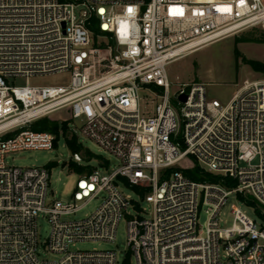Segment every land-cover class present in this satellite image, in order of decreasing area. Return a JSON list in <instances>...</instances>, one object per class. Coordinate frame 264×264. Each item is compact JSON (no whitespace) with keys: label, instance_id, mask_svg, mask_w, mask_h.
<instances>
[{"label":"built area","instance_id":"1","mask_svg":"<svg viewBox=\"0 0 264 264\" xmlns=\"http://www.w3.org/2000/svg\"><path fill=\"white\" fill-rule=\"evenodd\" d=\"M252 27L264 29V0H0V264H124L115 249L70 248L113 242L121 219L134 264H264V225L235 205L232 224L219 223L230 194L264 206V78L244 79L222 102L203 82L173 86L166 71ZM62 72V86L14 83ZM60 110L118 165L77 173L69 199L47 201L48 164L6 156L52 149L55 134L30 126ZM184 160L218 181L189 178ZM70 161L87 164L78 153Z\"/></svg>","mask_w":264,"mask_h":264},{"label":"rangeland","instance_id":"2","mask_svg":"<svg viewBox=\"0 0 264 264\" xmlns=\"http://www.w3.org/2000/svg\"><path fill=\"white\" fill-rule=\"evenodd\" d=\"M246 59H254L264 62V29L261 27H252L245 29L233 35L225 36L216 41L208 43L186 55L177 58L166 65V71L171 84L177 85L184 82L198 81L203 82L206 86L207 95L214 97L222 102L227 101L239 88L244 79L264 78V73L254 71ZM70 73L62 72L51 75H43L25 79H17L14 83L24 85L38 86H62L69 82ZM146 93L141 92V95ZM150 96L151 94L148 93ZM51 118L59 124L66 123V130L60 129L56 145L52 149H25L10 153L6 156L7 164L14 166H45L50 168L49 188L47 192V201L52 199L67 200L77 179V173L68 169V164L73 156L72 151L68 148L63 135L70 138H77L81 145L78 152L82 158V163L87 162L99 169V165L107 166L110 170L118 165L110 153L101 149L92 139L85 137L79 131V123L70 120L67 110L54 112ZM74 130L75 134L72 132ZM99 154L100 157H92L88 152ZM108 160V161H107ZM109 162V163H108ZM182 166L191 167L188 160L181 162ZM134 198L137 199L135 195ZM244 199L252 201L259 213L264 214V206H261L251 196L239 194ZM235 194H230L222 206L219 213V223L222 227H228L232 224L231 206L235 205L250 219L261 227L264 225L262 218L255 210L254 206L241 200ZM100 199H93L86 204L73 218H80L90 214L98 205ZM145 206V203H142ZM203 207L198 215V223L201 227L205 226L207 214ZM38 236L40 241H44L49 232V222L46 217L39 215ZM71 249L92 250V249H115L118 253L119 260L127 258L129 264H134L132 256L126 253V225L125 219H121L117 230L116 238L113 242L103 240H85L78 241ZM42 257L54 259L57 254L44 250L40 253Z\"/></svg>","mask_w":264,"mask_h":264},{"label":"trees","instance_id":"3","mask_svg":"<svg viewBox=\"0 0 264 264\" xmlns=\"http://www.w3.org/2000/svg\"><path fill=\"white\" fill-rule=\"evenodd\" d=\"M246 62L250 64V66L252 67V69L254 71L264 73V62L259 61V60H254V59H246ZM66 127L67 126H66L65 122L59 124L56 120L52 119L51 117H47V116L36 120L30 126V128L33 130H44V131H49L51 133H54L55 134L54 145H56L60 129L65 131L67 129ZM63 137L65 139V142H66L68 148L72 151V153H78L81 150V145L79 142H77L76 137L70 138L67 135H63ZM86 151L88 152V150H86ZM88 155L92 156V157H97V156L100 157L99 154L95 155L91 152H88ZM93 168H94V166H92L90 164L80 165V164H77L75 162H69V164H68V169L71 171H74L75 173H89L93 170ZM183 172L189 178L194 179L196 181H209V182L218 181V178L216 176H214L213 174H211L209 172L202 170L197 164H194L190 168L183 169ZM227 184L231 185L230 183H227ZM238 197L241 200L245 201L246 203L254 206L256 212L262 218H264V214L259 213L258 208L254 204H252L253 203L252 201L246 200L242 196H238ZM124 264H129V261H127V259H126Z\"/></svg>","mask_w":264,"mask_h":264},{"label":"water","instance_id":"4","mask_svg":"<svg viewBox=\"0 0 264 264\" xmlns=\"http://www.w3.org/2000/svg\"><path fill=\"white\" fill-rule=\"evenodd\" d=\"M179 99H180L181 101H185L186 96H185V95H180V96H179Z\"/></svg>","mask_w":264,"mask_h":264},{"label":"crops","instance_id":"5","mask_svg":"<svg viewBox=\"0 0 264 264\" xmlns=\"http://www.w3.org/2000/svg\"><path fill=\"white\" fill-rule=\"evenodd\" d=\"M258 79V78H257ZM238 90V89H237Z\"/></svg>","mask_w":264,"mask_h":264}]
</instances>
